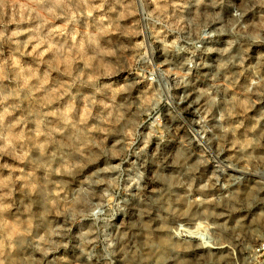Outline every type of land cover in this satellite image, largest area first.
<instances>
[{"label":"clouds","instance_id":"1","mask_svg":"<svg viewBox=\"0 0 264 264\" xmlns=\"http://www.w3.org/2000/svg\"><path fill=\"white\" fill-rule=\"evenodd\" d=\"M183 7L181 0H0V264H12L18 239L25 243L30 237L37 252L50 256L53 246L59 247L54 237L64 230L61 225L33 237L34 217L21 221L14 214L18 197L27 199L29 213L33 201L42 198L40 218L54 214L78 230V220H107L106 210L113 211V220L118 219L114 209L120 204L121 193L133 186L149 187L142 184L143 171L123 183L125 165L131 159L125 154L136 147L145 125L147 131L137 154L149 147L152 138H163L172 89L160 83L157 73L161 79L174 73L164 67L167 61L154 63L156 53L150 52L153 44L142 25L151 22L155 42L163 48L183 51L181 33L193 25V21L185 24L186 18L177 16ZM254 13L259 19L253 23ZM232 17L234 33L246 35L253 44L264 43V0H244ZM206 27L198 26L196 34L201 39L215 35L207 33ZM121 38L118 46H110L109 41ZM245 59L241 56L237 61L233 56L227 63H238L244 69ZM187 63L191 66V61ZM256 97H264V75L258 66L243 92L233 95L217 117L222 125L218 138L226 142L229 152L237 148L247 151L264 140L260 126L264 115L255 114L264 112V104ZM201 99L189 95L186 100L181 94L177 103L197 111ZM211 112V108L205 110L197 123L206 122ZM248 116L256 122L241 140L238 133ZM258 131L259 137L249 134ZM117 132L121 138L106 147L110 135ZM198 139H207V135ZM121 144L124 147L117 149ZM215 201V197L202 196L190 200L183 212L190 213L196 205L202 211L194 226L181 224L171 230L167 248L175 252L185 240L197 241L200 249H230L240 264L237 249L243 245L249 253L244 264H264V233L244 226L245 221L254 224V217L264 215V210L249 203L246 209L234 212L231 225L223 213L213 211L212 215L223 220L216 225L203 207ZM216 227L236 229L235 242H213L211 230ZM84 235L89 237L88 245L96 244L94 232ZM113 247L115 243L109 241L108 248ZM129 256L130 264H166L167 252L164 246L149 242L143 248H130ZM88 258L91 260V255Z\"/></svg>","mask_w":264,"mask_h":264},{"label":"rangeland","instance_id":"2","mask_svg":"<svg viewBox=\"0 0 264 264\" xmlns=\"http://www.w3.org/2000/svg\"><path fill=\"white\" fill-rule=\"evenodd\" d=\"M181 3L186 7L178 9L177 16L185 17V24L193 21L192 27L181 33V47L185 50L163 48L155 42L154 33L150 30L151 22H144L142 25L145 27L148 42L153 44L150 52L156 53L153 57L154 63L167 61L164 67L172 69L174 73L166 79H161L157 73L160 83L172 89L173 102L168 109L169 117L163 138H152L149 147L137 154L144 140L143 134L147 131L145 125L140 130L136 147L131 153L125 154L131 159L125 165L123 183L128 184V177H135L138 172L143 171L146 175L142 184L149 187L137 189L133 186L129 191L121 193L118 197L120 204L114 209L118 219L113 220V211L106 210L107 220H78L75 222L78 230H73L65 218L54 214L40 218L39 214L43 210L42 198L37 197L33 201L34 208L29 213L26 210L27 199L20 200L18 197L14 214L21 221L29 215L34 217L33 237L61 225L64 230L61 236L54 237L59 247L53 246L52 254L47 257L36 251L31 237L26 238L25 243L18 239L17 253L12 264H130V248H143L160 237L167 241L166 237L171 236L173 228L181 224L187 227L195 225V219L202 211L200 206H194L190 213L183 212V208L196 196L216 198L214 203L203 206L209 210L210 222L216 225H221L223 220L212 215L213 211L223 213L224 219L229 220L231 225L234 212L246 209L249 203L264 210V140L247 151L237 148L235 152H229L225 147L226 142L218 138L222 125L217 120L219 113L225 109L226 102L237 92H243L257 66L259 73L264 75V43L253 44L246 35L231 30L234 22L232 12L239 10L244 0H181ZM259 11L261 10L257 9ZM257 19L259 17L254 13L252 22ZM244 22L249 21L246 18ZM205 24V31L215 32V35L201 39L196 32L198 26ZM251 30L250 28L249 31ZM172 38V34H169V39ZM121 42L122 38L109 41L110 46H118ZM197 44L200 46L197 47ZM161 52L164 53L163 56L160 55ZM233 56L237 61L241 56L246 58L244 69L238 63H227ZM188 61H191V66ZM226 77L229 79L226 80ZM229 84L232 88L227 87ZM181 94L186 100L189 95L202 98L201 103L195 106L198 110L178 105ZM214 97L218 98L215 102ZM255 99L264 104V97ZM208 108L212 112L207 121L197 123V119ZM255 114L259 117L264 112L257 110ZM255 122L252 116L245 118V127L238 133L239 139L244 138L248 127ZM260 126L264 129V120ZM204 134L207 139L199 140ZM249 134L256 137L260 135L259 131ZM120 138L118 132L110 135L106 147H111V141ZM123 147L121 144L117 149ZM221 152L224 155H220ZM246 157L249 159H243ZM133 160L135 164L132 163ZM95 191L99 192L100 189ZM172 208H180L181 211L175 212ZM254 220L255 223L250 226L245 221V230L256 228L264 233V215L258 214ZM236 231H225L223 227H216L211 230V236L218 245L235 242ZM86 232L96 234V244L86 243L89 238L84 235ZM109 241L114 242L115 247L108 248ZM197 244V241L185 240L179 245V250L167 253V257L172 259L166 257V264H236L230 249H200ZM225 253L227 256H224ZM237 253L240 264H244V257L249 253L243 250V245L237 249Z\"/></svg>","mask_w":264,"mask_h":264},{"label":"bare ground","instance_id":"3","mask_svg":"<svg viewBox=\"0 0 264 264\" xmlns=\"http://www.w3.org/2000/svg\"><path fill=\"white\" fill-rule=\"evenodd\" d=\"M167 235H168V233H167ZM165 236V235H164ZM158 239V238H157ZM165 239V238H164ZM164 239H162V237H160L157 241H152V242H155V243H157V244H160V245H162V246H164L165 247V251L168 253L169 251H171L170 249H168L167 248V241L165 240L164 241ZM166 239H167V237H166ZM183 246V245H182ZM185 247V246H184ZM178 248H179V246H178ZM183 248V247H182ZM187 249L189 248V247H186ZM183 250V249H182ZM185 256V255H184ZM182 257V256H181ZM180 258V257H179ZM175 260H177V259H175ZM180 260V259H179ZM182 260V259H181Z\"/></svg>","mask_w":264,"mask_h":264}]
</instances>
